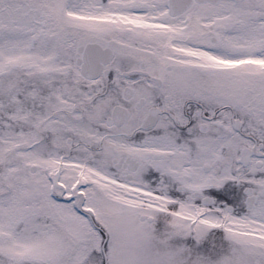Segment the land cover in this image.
<instances>
[{
  "label": "snow or ice",
  "instance_id": "obj_1",
  "mask_svg": "<svg viewBox=\"0 0 264 264\" xmlns=\"http://www.w3.org/2000/svg\"><path fill=\"white\" fill-rule=\"evenodd\" d=\"M0 264H264V0H0Z\"/></svg>",
  "mask_w": 264,
  "mask_h": 264
}]
</instances>
